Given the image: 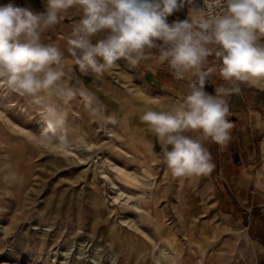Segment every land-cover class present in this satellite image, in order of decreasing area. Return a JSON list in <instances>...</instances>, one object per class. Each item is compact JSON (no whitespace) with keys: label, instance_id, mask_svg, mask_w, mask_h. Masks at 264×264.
<instances>
[{"label":"rangeland","instance_id":"374dc122","mask_svg":"<svg viewBox=\"0 0 264 264\" xmlns=\"http://www.w3.org/2000/svg\"><path fill=\"white\" fill-rule=\"evenodd\" d=\"M8 3L40 13V0H0ZM116 63L85 74L63 61L62 81L76 94L50 99L68 114V148L37 147L38 106L0 88V264H264V81L232 93L242 99L250 88L259 101L247 102V117L228 115L227 144L203 143L214 169L175 177L140 116L182 98ZM81 93L118 123L92 117ZM242 159L249 174L237 183Z\"/></svg>","mask_w":264,"mask_h":264},{"label":"clouds","instance_id":"9594fccd","mask_svg":"<svg viewBox=\"0 0 264 264\" xmlns=\"http://www.w3.org/2000/svg\"><path fill=\"white\" fill-rule=\"evenodd\" d=\"M192 2L46 0L43 13L14 3L0 5V88L30 98L38 106L44 128L37 147L57 141L59 147L71 146L68 114L50 98L67 104L76 93L62 81L64 53L55 43H42L41 34L60 23L62 13L78 6L83 15L67 38V52L82 73L102 74L117 67L121 58L136 67L158 49L159 62H167L176 80L188 73L196 77L182 102L160 110L149 108L140 120L160 142L163 162L173 176L209 174L215 165L203 141L210 138L223 146L233 127L224 97L239 93L241 83L255 86L264 81V0H223L218 14L167 22L168 16ZM101 32L104 37L93 44L92 37ZM210 55L220 61V76L234 85L216 88L214 96L204 89L208 75L215 71L203 67ZM81 95L92 117L118 123L115 116H105L103 104L93 95ZM188 132H199L202 138Z\"/></svg>","mask_w":264,"mask_h":264},{"label":"crops","instance_id":"0c3cea01","mask_svg":"<svg viewBox=\"0 0 264 264\" xmlns=\"http://www.w3.org/2000/svg\"><path fill=\"white\" fill-rule=\"evenodd\" d=\"M46 9V0H40V13H43ZM62 19L60 23L56 24L53 27L48 28L41 34L42 43L49 44L55 43L59 46L61 51L64 53V60L75 63V58L71 56L70 53L67 52V38L71 35L73 25L76 21L80 19L83 15L82 11L78 6L68 9L66 12L62 13ZM189 18L190 20H198L200 19V14L197 10V7L194 3L186 4L181 10L174 12L172 15L167 17V22L169 24L174 21H183ZM105 33L101 32L96 36L92 37V43L95 44L98 39H102ZM264 42V38L262 41ZM210 48H215L214 45H209ZM159 50H152V57L147 60L141 61L138 67L142 68L144 72H146V77L149 82L152 84L165 88L167 93L171 96L180 95L183 98L190 91L189 83L190 81H194L196 79L195 76H192L191 73L186 74V78L183 80H176L172 74L171 69L169 68L167 62L160 63L158 60ZM123 59V58H121ZM125 60V59H123ZM204 69L214 68L215 71L210 73L206 79V83L204 89L207 91H213L216 88L224 87L226 89H230L233 86V83L225 81L219 74L220 61L214 55H210L207 58L206 63L204 64ZM215 92V91H214ZM259 95L251 92V89H245V95H242V99L238 95H226L224 99L229 103V118L230 119H238L242 118L243 115L248 116L247 112V102H257ZM259 101V100H258ZM182 102V101H181ZM249 109V108H248ZM244 112V113H243ZM240 130V129H239ZM242 131V130H240ZM232 132V129L230 130ZM244 138L242 139L244 145V151L248 153V159L251 160V154H249L248 146L251 144L246 133H242ZM200 138V137H199ZM207 140H204L205 144ZM207 143V142H206ZM210 142L207 143V145ZM213 148V146L211 147ZM247 166L242 159V168H245L243 171V175L238 176L237 183L244 181L248 177V169ZM253 166V165H250ZM241 168V165H240Z\"/></svg>","mask_w":264,"mask_h":264},{"label":"built area","instance_id":"2783aa9c","mask_svg":"<svg viewBox=\"0 0 264 264\" xmlns=\"http://www.w3.org/2000/svg\"><path fill=\"white\" fill-rule=\"evenodd\" d=\"M199 14H218L222 11L223 0H193ZM201 17V15H200Z\"/></svg>","mask_w":264,"mask_h":264},{"label":"bare ground","instance_id":"6f19581e","mask_svg":"<svg viewBox=\"0 0 264 264\" xmlns=\"http://www.w3.org/2000/svg\"><path fill=\"white\" fill-rule=\"evenodd\" d=\"M144 159H145V158H144ZM146 160H147V159H146ZM114 166H115V165H114ZM116 167H117V166H116ZM121 169H122V168H121ZM141 177H142V176H141ZM130 178H131V177H130ZM133 180H134L137 184H139V183L141 184V182H142V181L138 178V176H134L133 179L131 180V182H132ZM131 182H130V183H131ZM167 263H168V262H167Z\"/></svg>","mask_w":264,"mask_h":264}]
</instances>
